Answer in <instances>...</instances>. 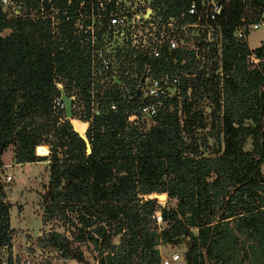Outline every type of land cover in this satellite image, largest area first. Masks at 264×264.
Here are the masks:
<instances>
[{
  "label": "trees",
  "instance_id": "16d2710c",
  "mask_svg": "<svg viewBox=\"0 0 264 264\" xmlns=\"http://www.w3.org/2000/svg\"><path fill=\"white\" fill-rule=\"evenodd\" d=\"M190 1L155 0L166 16L184 12ZM43 2L58 9L56 34L49 19L30 18L37 0H25L19 16L0 4V264H14L11 251L1 250L11 247L17 231L1 179V156L9 146L16 164L48 161L42 225L62 220L73 227L69 235L52 228L36 239L52 257L95 264L81 248L91 246L96 264H160L159 240L179 245L191 238L183 264H227L242 236L250 241L244 256L264 264V40L253 50L232 40L242 18L246 24L258 19L264 0H219L222 52L208 70L185 49L169 55L175 63L158 61L157 70L178 74L179 94L164 100L147 128L137 101L119 99L111 108L116 89L97 93L105 100L92 108L89 55L73 19L63 15H72L76 3ZM252 51L260 59L254 67L247 60ZM56 82L67 96L79 94L81 109L73 103L72 116L88 122L89 153L75 122L54 108ZM132 113L137 119L129 122ZM201 145L212 147L210 153ZM154 193H165L176 207L161 206L150 197Z\"/></svg>",
  "mask_w": 264,
  "mask_h": 264
},
{
  "label": "built area",
  "instance_id": "2783aa9c",
  "mask_svg": "<svg viewBox=\"0 0 264 264\" xmlns=\"http://www.w3.org/2000/svg\"><path fill=\"white\" fill-rule=\"evenodd\" d=\"M24 1L0 0V4L11 16H19L26 8ZM65 1L67 4L76 3L72 15L66 11L63 15L65 20L73 19L74 33L89 55L88 93L92 108L103 99L96 96L97 93L102 95L106 90L116 89L119 95L110 99L111 108L115 107L116 101H137L141 115L155 116L165 99L179 94L178 74L157 70L158 61L164 58L166 62L175 63L176 59H169V55L174 50L185 49L193 52V60L199 69L206 67L208 70L214 58L221 57V25L215 21L222 8L219 0H191L184 12L168 16L163 4L155 0ZM37 2L36 8H29L30 18L49 19L52 33H58V9H47L43 0ZM263 25L264 9L254 22L246 24L242 18L233 30L232 40L246 43L250 48V32ZM247 60L251 67L260 61L253 51ZM215 72H221V68ZM55 85L59 94L53 100L54 108L65 115L62 98L65 91L62 83L56 82ZM68 97L72 104L82 103L76 92ZM127 119L134 122L137 113H132ZM4 179L9 182L12 177L6 175ZM154 215L159 223L160 211H155ZM9 249L6 246L1 252ZM178 258L179 254L175 252L164 260V264L175 262ZM12 259L15 264L16 254H12Z\"/></svg>",
  "mask_w": 264,
  "mask_h": 264
},
{
  "label": "rangeland",
  "instance_id": "374dc122",
  "mask_svg": "<svg viewBox=\"0 0 264 264\" xmlns=\"http://www.w3.org/2000/svg\"><path fill=\"white\" fill-rule=\"evenodd\" d=\"M264 39V25L260 26L259 29L250 32L248 37V44L251 49L258 47ZM75 106L78 110L81 109V105ZM207 110L210 111L208 107ZM143 122H145V128H147L152 121V118L147 115H140ZM75 120H79L71 117V123ZM82 121V120H81ZM84 122V121H82ZM74 123V125H75ZM84 124L76 123V127L85 134L88 122ZM87 123V124H86ZM73 125V126H74ZM198 137L202 134H206V130L199 131ZM218 134V133H217ZM221 136V134H218ZM202 142V141H201ZM208 143L210 146L214 144L212 136H208ZM212 147L205 148L201 145L200 149H204V152L210 153ZM246 148H250V144H247ZM14 150L12 146H9L2 154V161L6 164L1 171V179L4 184V189L8 201L12 204L10 210V225L16 229V233L13 236L10 251L16 254V258L23 264H49L48 260L54 264H80L73 259H63L60 257H52V254L46 249L36 246V239L42 236L44 233L49 232L52 228H55L61 232H65L67 235L73 230V227L69 226L66 222L58 220L48 226L42 225L41 215V196L45 192L49 181V174L47 169V160L39 162H29L23 164H16L13 160ZM264 173V165L262 166ZM10 175L12 180L5 182L4 176ZM153 198V194L150 195ZM158 200V199H157ZM161 206L166 208L176 207L175 200H158ZM19 206V208H18ZM217 215H215V218ZM228 227L233 228L234 222L228 220ZM192 232L196 234L197 230L192 229ZM190 238V237H189ZM117 238L114 239L117 242ZM191 240V238H190ZM257 246V242L254 243ZM250 241L245 240L242 236L239 237V246L234 260L227 264H260L258 260H255L251 254L244 256L243 252L248 249ZM32 248V251L29 249ZM85 258L90 262L96 264L94 259L95 251L92 252L91 246L81 247ZM157 250L160 254V264H164V260L168 259L173 253L177 252L179 258L177 261L170 264H183V254L186 251V246L182 243L179 245H173L170 243H163L158 241L156 245ZM7 253V250L3 251V255Z\"/></svg>",
  "mask_w": 264,
  "mask_h": 264
},
{
  "label": "water",
  "instance_id": "95a60500",
  "mask_svg": "<svg viewBox=\"0 0 264 264\" xmlns=\"http://www.w3.org/2000/svg\"><path fill=\"white\" fill-rule=\"evenodd\" d=\"M137 93H138V91H137ZM62 98L65 102V116L67 118H71L72 117V100H71V98H69L65 94L62 95ZM73 129L85 141L86 151L89 153L91 151V146H90V143H89L87 137L85 136V134L80 133L74 126H73ZM261 179L263 180L264 178L261 177ZM153 198H156L158 200H166L167 195L165 193H160V194L154 193ZM184 245L186 246L187 249H189L192 246V241L190 239H186L184 242ZM206 264H209V263L206 262Z\"/></svg>",
  "mask_w": 264,
  "mask_h": 264
},
{
  "label": "crops",
  "instance_id": "0c3cea01",
  "mask_svg": "<svg viewBox=\"0 0 264 264\" xmlns=\"http://www.w3.org/2000/svg\"><path fill=\"white\" fill-rule=\"evenodd\" d=\"M259 46H260V45H259ZM86 124H87V123H86ZM1 157H2V156H1ZM1 159H2V158H1ZM2 162H3V161H2ZM3 164H4V167H5L6 164H5L4 162H3ZM263 165H264V164H263ZM263 165H262V166H263ZM261 170H262V168H261ZM262 172H263V170H262ZM263 174H264V173H263ZM10 210H11V209H10ZM10 226H11V225H10ZM11 228H13V227L11 226Z\"/></svg>",
  "mask_w": 264,
  "mask_h": 264
},
{
  "label": "bare ground",
  "instance_id": "6f19581e",
  "mask_svg": "<svg viewBox=\"0 0 264 264\" xmlns=\"http://www.w3.org/2000/svg\"><path fill=\"white\" fill-rule=\"evenodd\" d=\"M75 128H76V129H77V130H78L80 133H82V132L79 130V128H78V127H76V126H75Z\"/></svg>",
  "mask_w": 264,
  "mask_h": 264
}]
</instances>
